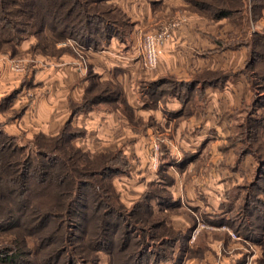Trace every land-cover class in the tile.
Masks as SVG:
<instances>
[{
  "label": "rangeland",
  "instance_id": "1",
  "mask_svg": "<svg viewBox=\"0 0 264 264\" xmlns=\"http://www.w3.org/2000/svg\"><path fill=\"white\" fill-rule=\"evenodd\" d=\"M206 1L201 12L191 0H183L181 7L204 16L206 22L216 23L222 31L221 38H215L223 52L216 63L221 69H200L191 75L194 80L220 77L221 82L216 88L223 91L221 120L225 126L216 140L218 147L206 146L202 156L199 155L201 147L195 153L173 147V130L156 123L155 115L151 114L154 112L150 113L153 109H164L175 94L186 103L187 113L194 112L202 103L206 106V93L212 86L181 82L169 71L160 73L158 70L167 44L162 48L158 66H147L144 38L150 32L169 26V0H105L99 4L104 16L117 23L120 33L116 31L111 39L116 37L130 45L134 30L139 31L143 51L137 59H141L143 69L152 75L143 78L138 85L142 96H147L150 101L146 108L151 109L139 116H135L128 100H123L122 86L104 81L91 65V61L98 59L95 53L104 51L111 39L98 43L99 37L95 34L91 36L92 41L84 40L80 27L75 35L64 38L48 27L43 35L24 32L17 49L12 51L4 46L8 50L0 51V155L21 148L36 160H50L37 155V152L44 154L47 151L54 157L60 155L58 164L66 157H73L80 170H101L104 166L114 171L105 178L107 183L113 181L114 189L108 187L106 191L111 194L114 191L117 200L114 197L110 200L114 198V203H119L116 206H121L124 215L114 217L117 224L113 223L107 234L105 248L97 253H85L96 259L79 264H123L128 259L133 264L132 245L138 241H142L139 250L145 249L146 254L141 264H264V59L253 52L258 49L264 56V26L260 23L264 0H243L248 31L245 27L235 26L231 16L214 20L213 0ZM255 2L258 6L254 7ZM138 15L151 16L137 29ZM237 15L240 17V13ZM72 18L69 21H73ZM101 26L104 32L105 23ZM18 28L31 29L22 24ZM238 41L243 45L244 41H249L251 46L243 63L233 67L232 61L238 57H233L230 50L238 46ZM71 63L80 70L78 81L72 84L66 68ZM239 77H244L246 82L236 87L232 81ZM115 91L122 94L121 103L112 102ZM117 107L123 110L125 120L135 122L136 128L146 136L145 156L131 152L132 149L124 145L132 140L106 149L83 142L92 137L94 127L79 124L78 115L92 109ZM63 132L73 135L71 142H60ZM172 148L177 152L173 153ZM212 152L216 153L215 160L211 157ZM143 162L147 172L154 174V179L131 200L127 192L136 188L140 177L138 169ZM22 170L19 166L16 173L20 175ZM213 172L220 177V190L210 188L213 187ZM84 176L83 179L88 178ZM217 184L216 180V187ZM31 189L43 197L51 191V185L35 184ZM88 189H82L81 212L76 216L80 225L72 229L82 240L76 238L75 244L68 242L70 249L74 244L82 250L85 238L91 237L90 220L98 218L94 209L96 198L88 194ZM101 189L97 191L102 192ZM124 234L128 236L129 247L120 253L118 247ZM9 235L5 232L0 239V248H9L1 250L4 257L15 252L11 250L15 247L10 239L13 236ZM25 237L26 248L36 251L34 238L26 232ZM29 256L33 257L32 254Z\"/></svg>",
  "mask_w": 264,
  "mask_h": 264
},
{
  "label": "trees",
  "instance_id": "2",
  "mask_svg": "<svg viewBox=\"0 0 264 264\" xmlns=\"http://www.w3.org/2000/svg\"><path fill=\"white\" fill-rule=\"evenodd\" d=\"M104 1L0 0V51L8 50L4 46H8L9 50L14 51L22 38V33L30 32L43 35L48 27L51 32L55 34L58 32L60 37L64 38L75 35L76 29L80 27L83 30L82 39L84 38V40L87 38V41H92L91 36L95 34H98L99 39L96 41L98 43L111 39L118 27L115 21L107 19L106 15L104 16L102 13L100 5ZM191 1L195 2V7L199 9L197 11L204 9V5L207 3L206 0ZM211 5L216 8L215 13L212 14L214 20L231 16L235 26H240L241 29L245 27L248 18L244 13L245 2L243 0H234L232 3L229 0H213ZM214 6L212 7L214 8ZM255 6H258L256 2ZM242 11L243 13H241ZM239 13L240 17L237 15ZM71 16H73V21H69ZM97 20L100 23H96ZM101 23H105L106 30L104 32ZM19 24L31 29H19ZM117 33L120 32L117 31ZM236 43L238 46L243 45L241 41ZM250 44L249 41H244V45L249 47ZM262 45L264 46V44ZM253 52L264 59L260 50L254 49ZM203 84L207 83L203 82ZM72 137L73 135H66L63 132L60 142L69 143ZM50 153L47 151L44 154L37 152L40 158L48 157L50 160H36L32 154L24 153L21 148L10 149V152H3V155H0V215L2 216L0 217V239L4 237L5 232H8L11 234L9 237L13 236L10 239L15 246L11 249L15 252L6 257L1 253L9 248L6 246L0 248V262L2 263L79 264L83 261L93 262L96 259L95 256L89 258L85 253L87 251L97 253L105 248L106 241H108L106 236L113 228V223L117 224L113 221L114 217L124 215L121 206H116V203H119L113 201L117 200L114 197V191L113 194L106 191L108 187L114 189L113 181L107 183L105 179L109 176V172H114L111 168L102 166L101 170L92 168L80 170L73 157H66V160H62L58 164L60 155L57 154V157H54ZM77 154H80L79 150H77ZM9 156L11 159L7 160ZM19 166L23 167L20 175L16 173V168ZM82 176L88 178L83 179ZM35 184H49L51 191L46 196L40 197L36 191L31 189ZM85 187L89 188L88 194L96 198L94 209L97 211L98 218L94 221L90 217L87 218L91 219V232H89L91 237L85 238V245L83 248L80 247L82 248L80 250L74 245V240L79 238L81 242L82 239L74 234L72 229L76 225H80L76 221V216L81 212L82 189ZM97 189H101L102 192H98ZM110 197L115 199L113 198L111 201ZM25 232L34 238L36 251L26 248ZM122 239V244L118 247L120 253L125 252L129 247L128 236L124 234ZM71 241H74V244L70 249L67 243ZM141 242L138 241L132 245L134 246V255L131 258L133 264H141V259L146 255L144 254L145 249L139 250ZM109 249L110 246L107 250ZM112 252L113 250H111ZM30 254L33 257H27ZM129 261L128 259L123 264H130Z\"/></svg>",
  "mask_w": 264,
  "mask_h": 264
},
{
  "label": "crops",
  "instance_id": "3",
  "mask_svg": "<svg viewBox=\"0 0 264 264\" xmlns=\"http://www.w3.org/2000/svg\"><path fill=\"white\" fill-rule=\"evenodd\" d=\"M146 1L148 2V0ZM182 5L183 0H169V22L178 16H185L187 20L172 29L158 71L160 73L169 71V73L176 74L181 82L186 81L193 85L200 86V83L203 85V82L211 84L212 86H209V91L206 93L208 102L206 106L204 104L200 107L197 106L194 112L187 113L186 103L175 94L169 99L164 109H153L150 113L154 112L151 114L155 115L156 123L161 124L166 129L173 130V147H180L192 153L197 152L201 147L202 151L199 155L202 156L206 146L210 145L214 149L218 147L216 140L220 138V133L224 129L223 126H225L221 120V95L223 91L216 88V85L221 82L220 77H216L213 80H194L191 79V75L200 69H211L212 71L221 69L218 68L219 65H216V63L220 61L223 52H220L215 38H221L222 31L216 26V23L206 22L204 16L181 9ZM150 16H136V28L142 27L145 20L149 21ZM260 23L264 26V14ZM231 29H234L233 26ZM245 29L249 30L248 25ZM138 32V30H134L135 36L130 45L113 37L109 40L108 46L104 51L95 53L94 56H98V59L91 61L94 71L99 73L104 81H113L122 86L123 100H128L135 116L145 114L147 109H150L145 106L149 105L150 101L147 96H142L138 85L142 83L143 78L152 77L150 72L143 69L141 59H137V55L143 51ZM230 52L233 53V57H238L231 63V66L235 67V65L243 63L244 58L248 54V46H236ZM66 68L68 69L69 83L72 84L78 81L80 70L78 71V68L72 63ZM66 68L65 70H67ZM244 82H246L244 77H239L236 81H232L236 87L243 85L242 83ZM114 93L111 98L112 102L119 101L121 103L122 98L120 95L122 94H119L118 91ZM78 95L80 96V92ZM95 110L92 109L88 113H80L78 115L79 124L94 127L92 129V137L83 139V142L88 143V146L94 143V146L106 149L123 145V142L126 143L127 140H132L131 143L127 142L124 145L132 149L131 152L145 156L143 148L147 144L146 136L141 134V130L136 128L135 122L131 123L125 120L124 112L120 107L100 111ZM172 149L173 153L177 152L174 148ZM178 154H180L179 151ZM211 157L215 160L216 153L212 152ZM218 157L219 154H217ZM145 166L144 162L139 166V182L135 184L137 189L127 192L128 198H131V200L135 199L143 191L144 185L154 179V174H149ZM212 175L211 178L214 181L213 187L210 188L212 190H220V177H216L214 172ZM216 180L218 183L217 187ZM210 188L207 190H210ZM203 190H206V188ZM214 196H216L215 192Z\"/></svg>",
  "mask_w": 264,
  "mask_h": 264
},
{
  "label": "built area",
  "instance_id": "4",
  "mask_svg": "<svg viewBox=\"0 0 264 264\" xmlns=\"http://www.w3.org/2000/svg\"><path fill=\"white\" fill-rule=\"evenodd\" d=\"M185 20V16H178L169 23V26L145 35L143 48L145 61L149 68H156L158 66L162 48L168 41V38H170L172 29L179 26Z\"/></svg>",
  "mask_w": 264,
  "mask_h": 264
}]
</instances>
